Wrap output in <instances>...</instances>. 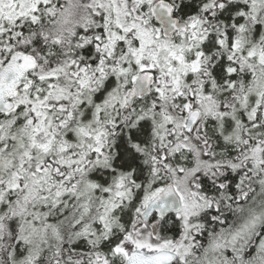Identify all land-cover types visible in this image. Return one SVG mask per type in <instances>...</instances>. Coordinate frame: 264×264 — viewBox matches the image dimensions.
<instances>
[{"label":"snow or ice","instance_id":"1","mask_svg":"<svg viewBox=\"0 0 264 264\" xmlns=\"http://www.w3.org/2000/svg\"><path fill=\"white\" fill-rule=\"evenodd\" d=\"M0 264H264V0H0Z\"/></svg>","mask_w":264,"mask_h":264}]
</instances>
